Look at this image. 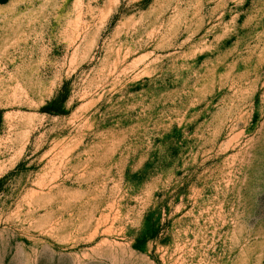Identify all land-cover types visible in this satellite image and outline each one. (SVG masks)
I'll use <instances>...</instances> for the list:
<instances>
[{
	"label": "rangeland",
	"instance_id": "374dc122",
	"mask_svg": "<svg viewBox=\"0 0 264 264\" xmlns=\"http://www.w3.org/2000/svg\"><path fill=\"white\" fill-rule=\"evenodd\" d=\"M0 264H264V0H0Z\"/></svg>",
	"mask_w": 264,
	"mask_h": 264
}]
</instances>
